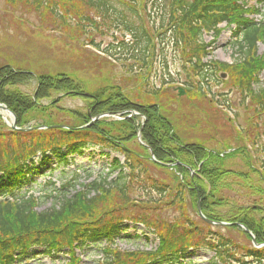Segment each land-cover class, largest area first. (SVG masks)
I'll use <instances>...</instances> for the list:
<instances>
[{"label":"trees","instance_id":"16d2710c","mask_svg":"<svg viewBox=\"0 0 264 264\" xmlns=\"http://www.w3.org/2000/svg\"><path fill=\"white\" fill-rule=\"evenodd\" d=\"M4 1L9 6L30 2ZM248 2L34 0L31 5L42 11L43 18L50 11L51 20L60 25L77 23L80 29L88 25L91 31H110L113 41L105 47V54L113 53L112 58L143 85L146 77L141 73L147 75L154 64L156 46L163 51L170 44L184 51L189 73H195L197 85L203 86L209 73L215 70L211 69V63L202 62L210 55L204 35L217 39L221 25L231 27L234 39L241 36L236 44L243 58L231 66L234 70L229 71V76L234 88L250 101L248 109L262 117L264 86L258 91L255 88L261 78L264 80V54H256L257 43L264 41V24L251 17L258 13ZM166 33L168 42L162 36ZM89 41L92 45L93 41ZM30 80L36 81L31 97L9 88ZM81 86L65 74L34 76L8 66L0 68V104L14 114L19 128L28 123L27 115L55 107L59 97L45 107L39 104L51 99L53 93L89 101L85 114L60 110L73 119V124L67 126L69 129L15 132L0 118V264H22L34 255L54 261L61 254L66 255L65 264H85L81 256L89 257L90 252L100 254L96 264H187L186 253L198 249L214 253L212 264H264V245L256 249L251 243L237 244L218 233L212 235L208 231L211 226L198 217L199 195L200 210L208 220L231 223L226 230L242 233L239 225L244 226L257 245L264 243V200L238 206L220 192L230 185L227 178L238 176L248 190L264 197V166L252 164L247 145L224 153L208 151L200 143L184 144L175 135L169 117L162 114L165 107L160 103H133L113 84L85 96ZM104 113L122 114V120L102 119L89 128L73 129L88 124V114L94 117ZM252 123L249 122V127H254L255 132L259 124ZM138 133L143 145L137 142ZM244 135L243 138L239 134L236 139L243 143L250 138V133ZM134 141L136 150L130 148ZM93 146L124 157L123 164L115 159L109 166L110 174L117 173L115 179L80 185L79 190L63 196L49 210L39 211L37 198L20 193L28 176L43 175L52 165L66 166L70 164L69 157L82 156L84 149ZM149 149L156 162L151 160ZM238 155L247 163L246 177L225 166L226 160ZM247 175L248 178L256 175L257 185H252ZM225 206L229 211L224 217L217 210ZM130 225L151 230L158 239L157 249L123 252L112 247L115 240L122 238L121 234H127ZM244 234L249 241L250 236ZM102 243L105 247H101Z\"/></svg>","mask_w":264,"mask_h":264},{"label":"rangeland","instance_id":"374dc122","mask_svg":"<svg viewBox=\"0 0 264 264\" xmlns=\"http://www.w3.org/2000/svg\"><path fill=\"white\" fill-rule=\"evenodd\" d=\"M29 1L28 5L9 6L4 0H0V68L8 66L29 72L34 76L69 75L76 83L82 85V89L87 94L94 93L106 85H117L121 88V93L133 103L150 102L164 106L165 111L162 110V114L169 117L171 123L174 124V133L182 143H200L208 151L219 152L247 145L253 158L252 164L263 168L264 116L253 115V111L248 109L250 101L234 88L232 78L229 76L230 70H234L231 66L243 58V53L239 52V45L236 44L240 42L241 36L239 40L234 39L233 28L221 25L222 31L217 39H213L208 34L204 35L205 44L210 46L207 48L210 55L202 62L211 63V69L215 70L209 73V80L203 86L197 85L198 79L195 73H189L190 68L188 69L184 59V51L170 44L165 45L162 48L163 51L160 50L161 46H156L154 64L147 70L149 72L147 75L141 73V76L146 77V84L143 85L137 80L136 75L130 77L128 72L122 68V64L112 58L113 53L105 54V47L113 41L110 31L103 32L104 29H101V32L91 31L88 25L80 29L77 23L57 24L51 20L50 11H47L43 18L42 11L31 5L34 0ZM248 5H252L258 13L251 17L264 24V0H249ZM155 21L157 25V20ZM162 36L165 41L170 40L169 33ZM89 39L93 41L92 45ZM257 44L256 54L262 56L264 41ZM219 66H222L223 70L219 69ZM35 86L36 81L30 80L9 88L31 97ZM263 86L264 80L261 78V83L255 89L258 91ZM199 87L204 90H200ZM180 89L184 91L182 96H179ZM60 96H63V93H53L51 99L40 101V107H45L54 100L57 101L56 98ZM59 100L53 105L54 108L49 107L46 111L27 115L26 117L30 119L25 127H37L43 122L46 125L70 126L73 124V119L68 113L60 110L70 109L82 114L87 113L86 105L89 101L80 96L67 97L64 95ZM5 117L4 115L3 119ZM110 117L117 119L120 116ZM250 121L259 124L255 132H253L254 127H249ZM245 131L250 133V138L241 143V140L236 138L239 134L244 138ZM131 143L130 148L138 149L137 142ZM253 145H255L254 148H252ZM115 158L121 163L125 160L121 154H113L105 148L85 149L81 157L71 158V164L65 168L54 169L42 178L37 177L36 174L28 176L20 193L38 198L39 211L49 210L52 205L59 203L63 196H71L74 186L78 188L80 185L94 180L103 181L105 178L108 182L115 179L117 173L108 175V168ZM246 164L242 155L225 161L227 169L242 173L243 177H246L244 175L248 172ZM151 172L155 173L152 169ZM248 179L252 185H257L256 175ZM227 182L230 185L220 192L224 198L235 205L246 206L253 201L264 200V197L248 190L247 186H244L245 181L238 176L227 178ZM217 211L225 217L229 208L228 206L220 207ZM127 230V234H121L122 238L115 241V247L122 251L139 252L155 250L157 247L155 235L143 227L130 225ZM208 231L212 235L218 233L232 239L237 244L248 246L251 243L245 234L238 230L211 227ZM186 254H189L187 264H212L214 261V253L207 249H198ZM99 257L100 254L96 256L93 252H90L89 257L81 256L85 264H91V262L96 264ZM65 259L66 255L62 254L54 261L44 256L34 255L22 264H65Z\"/></svg>","mask_w":264,"mask_h":264},{"label":"water","instance_id":"95a60500","mask_svg":"<svg viewBox=\"0 0 264 264\" xmlns=\"http://www.w3.org/2000/svg\"><path fill=\"white\" fill-rule=\"evenodd\" d=\"M180 92V95L182 94V91H179ZM0 109L2 110V111H7V112H9V110H7L5 107H2V106H0ZM10 114L13 116V114L10 112ZM13 123H12V126H11V128H12V130H15L16 131V129H17V127H16V121H15V119H14V116H13ZM93 122V121H92ZM91 125V124H90ZM59 127H62V126H59ZM48 128H50V127H48ZM48 128H45V127H37V128H34L35 130H37V129H48ZM18 130V129H17ZM24 131V130H23ZM199 203L200 202H198V205H197V210H198V212H199V215H200V217H201V219L203 220V221H206L208 224H210V225H213V226H215V225H217V226H226V225H228L227 223L226 224H224V223H219V222H212V221H209V220H207L206 218H204L203 216H202V214H201V210H199ZM242 229L243 230H245V232L246 233H248V230H246L245 228H243L242 227ZM251 240H252V243H253V245L256 247V243H255V240L253 239V238H251Z\"/></svg>","mask_w":264,"mask_h":264}]
</instances>
